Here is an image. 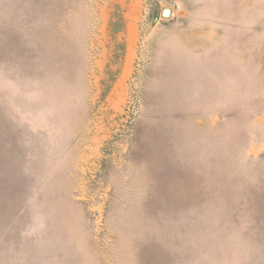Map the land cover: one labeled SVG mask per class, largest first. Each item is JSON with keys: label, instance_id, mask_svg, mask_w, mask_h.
Wrapping results in <instances>:
<instances>
[{"label": "rangeland", "instance_id": "1", "mask_svg": "<svg viewBox=\"0 0 264 264\" xmlns=\"http://www.w3.org/2000/svg\"><path fill=\"white\" fill-rule=\"evenodd\" d=\"M0 264H264V0H0Z\"/></svg>", "mask_w": 264, "mask_h": 264}, {"label": "water", "instance_id": "2", "mask_svg": "<svg viewBox=\"0 0 264 264\" xmlns=\"http://www.w3.org/2000/svg\"><path fill=\"white\" fill-rule=\"evenodd\" d=\"M171 16V10L169 8H165L163 10V17H170Z\"/></svg>", "mask_w": 264, "mask_h": 264}]
</instances>
